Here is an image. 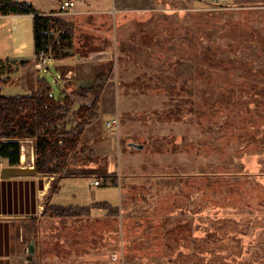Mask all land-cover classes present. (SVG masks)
<instances>
[{
    "label": "rangeland",
    "instance_id": "374dc122",
    "mask_svg": "<svg viewBox=\"0 0 264 264\" xmlns=\"http://www.w3.org/2000/svg\"><path fill=\"white\" fill-rule=\"evenodd\" d=\"M59 1L32 0L46 13L58 9ZM114 1L116 6L112 0H83V8H109L110 14L86 13L72 20L78 38L85 44L90 39L97 50H114L117 40L119 73L111 86L119 98L120 130L107 129V153L89 166L101 172L106 165L123 183L96 188V178L66 180L52 203H107L126 210L131 203L122 207L123 188L130 184L129 195L138 194L139 209L146 203L150 208L140 215L137 211V221L131 216L106 219L107 212L97 208L88 218L28 221L25 249L16 264H29L31 243L35 264H264V0ZM14 22H4L6 41L0 36V47L15 49L11 54L20 57L34 54L33 18L19 19L18 27ZM9 58L0 60L16 62ZM54 65L50 62V70L40 75L60 98L63 88ZM158 73H181L175 91L183 86L192 91L182 93L191 107L182 119L170 114L175 103ZM15 82L2 94L24 95ZM185 175L189 185L180 180ZM164 178L169 179L164 187L175 185L157 198L159 185L146 186ZM174 203L195 208V214L182 224L170 223V239L161 237V222L152 229L145 228L150 220L141 223L170 215ZM30 225L36 227L32 233ZM180 227L192 231L186 242L176 238Z\"/></svg>",
    "mask_w": 264,
    "mask_h": 264
},
{
    "label": "trees",
    "instance_id": "16d2710c",
    "mask_svg": "<svg viewBox=\"0 0 264 264\" xmlns=\"http://www.w3.org/2000/svg\"><path fill=\"white\" fill-rule=\"evenodd\" d=\"M11 14L33 16L34 55L46 51L55 62L72 56L76 38L74 22L53 13L51 15L39 14L27 0H0V16H11ZM165 36L168 39L172 38L170 34ZM88 47L91 48L90 45ZM96 49L91 48L92 51ZM29 63L28 61L0 60V163L5 161L7 167H21V150L27 142H30L35 149L34 164L38 176L56 179L50 190V195L58 193L59 182L65 178H96L103 180L105 185L112 184L118 187L119 177L115 174L88 175L81 173L98 157L92 146L83 143V136L86 130L102 117L101 102L108 84L115 80V64H109L108 71L96 74L91 88L70 92L67 85L63 88V95L60 98L53 94L51 83L44 77L37 79L36 88L29 95H3V88L13 84L14 76L22 68H26ZM202 65L203 63L200 62L198 68L202 67L203 69L204 65ZM61 72V76L56 80L60 84L67 75L65 71ZM199 73H203V70H199ZM158 74L163 85L170 90L169 100L175 103L170 114L182 119L186 112H191L190 100L187 95H191L192 91L185 86L175 91V79H181V73ZM122 84H124L123 86L127 85L125 82ZM182 93L187 95L182 97ZM76 99L83 100L85 103L78 106L77 123L70 127L68 119L73 107L76 106ZM88 100L89 103H86ZM138 136L136 135V137ZM146 142L148 141L145 140L143 143ZM159 142H161L160 138ZM185 177H181L180 180H183V183L190 182L188 175ZM164 181H169V179L164 178ZM49 200L48 197L42 217L88 218L91 217L92 210L95 208L103 209L107 212L106 216L114 220L121 214L119 208H114L107 203L96 204L92 207H63L51 204ZM183 227H180L181 230ZM33 228H36L35 225H30L29 233H32ZM27 232L25 230V237Z\"/></svg>",
    "mask_w": 264,
    "mask_h": 264
},
{
    "label": "crops",
    "instance_id": "0c3cea01",
    "mask_svg": "<svg viewBox=\"0 0 264 264\" xmlns=\"http://www.w3.org/2000/svg\"><path fill=\"white\" fill-rule=\"evenodd\" d=\"M29 3H31L33 6L32 0H27ZM67 1H73L76 4V7L74 9V13L72 15H68V17H73L71 19H68L72 22L75 23V19L79 15H86L89 13H95V14H110V9L105 8V9H97V10H87L83 8L82 5H84L83 0H67ZM113 5L116 6V3L114 0ZM97 2V1H96ZM94 3V1H93ZM100 3H94V5H99ZM35 8V6H34ZM36 9V8H35ZM115 9V8H114ZM36 11L39 14L42 15H51L57 14L56 12L58 11L57 8L51 12H43V11ZM116 13H118L116 11ZM120 13V11H119ZM113 14V13H111ZM115 15V14H114ZM27 17L33 18V16H16L12 15L11 16H0V36L5 40V37H3V30L5 28V21L7 20H15V24L18 27L19 24V19H24ZM75 17V18H74ZM73 19V20H72ZM76 24V23H75ZM77 33V27H76V38H75V50L72 53V56L70 58H67L62 61H52V63H55V67L57 68V71L59 73V77L61 76V71H65L67 73L65 80L62 81L60 84L62 88L67 86V84H72L75 86L74 88H70L69 91L73 90H80V89H89L93 86L94 80L96 77V74L102 73L105 71L109 70V64L117 62L118 61V55H117V40H115V49H101V50H91V48H96L98 45H94L91 43L90 39H86V44L84 43V40H80L78 38ZM19 34V38L22 39L21 35V30H17L16 35ZM18 44L21 43L22 41L17 38ZM89 40V41H88ZM95 43V40L100 41L99 39H92ZM6 41V40H5ZM96 41V42H97ZM77 42V43H76ZM17 44V45H18ZM82 48V46H84ZM88 45L91 46L88 47ZM20 48H17L19 51ZM15 49H2L0 47V58L2 56L4 57H11L9 59L16 61V62H23V61H28L30 62L26 68H22L15 76V83H18L22 87L24 95H29L31 94L35 88H36V82L39 77H42L40 72L37 71L36 66H35V49H34V54H28L20 57L18 54H11L13 53ZM115 73H119L118 71V66L115 65ZM115 82V80L113 81ZM111 82L108 84L106 91L103 95L102 102H101V110H102V117L101 119L88 128L85 132V135L83 136V143L92 146L94 151L99 154V155H104L107 153V151L104 149V139H105V133L107 132L106 128V123L111 121L113 117L116 114H119L118 108H119V98L116 88L114 89L111 84ZM76 106L73 107L70 117H73L77 114V109L78 106L82 103H85L83 100L76 99ZM78 101V102H77ZM89 103V100L86 101V103ZM111 118V119H110ZM69 123V122H68ZM69 126L72 127V124L69 123ZM118 133V132H117ZM22 150V157H21V167H26V168H31L33 167L34 163V148L30 142H27L23 146ZM4 168L7 167L6 162L3 161ZM93 166H87L84 170L81 171V173L88 174V175H97V174H103V175H114L116 174L115 172H111V168H106L105 166H101L100 169L101 172H96L93 171L94 168H91ZM106 168V169H105ZM119 180L121 179V176L118 174ZM72 179H77V178H65L62 179L59 182V188L60 190L58 193L60 194L64 188L62 186L63 182L66 180H72ZM97 180V179H96ZM99 179L98 181H100ZM162 182H156L155 179L151 181L146 187L151 189L154 186L160 187V189L156 190V197L160 198L162 194V190L168 189L170 190L173 188L175 185L172 184L170 187H164L163 184L164 179H162ZM104 184V181L101 180ZM56 182L55 178H49V177H40V176H34V177H20V178H10V179H2L0 178V264H16L18 260L22 258L24 249H25V223L28 221H31L35 218H40L43 215L45 205H47V200L48 197L50 198L49 202L53 204L54 199L57 197L55 194L50 195V190L52 189L53 184ZM123 183V182H122ZM121 183V184H122ZM121 184L119 186H121ZM189 185L190 182L183 183V185ZM102 185V186H103ZM94 187H96L94 185ZM100 188V187H96ZM126 189L123 188L125 191L126 195H122V207L125 202L127 204L128 202L131 203V207H126L120 208L121 214L120 218L123 219L124 216L130 217L131 219L137 221V211L138 215L143 214L144 211L149 210V206L146 205L143 206V209H139V207L136 205V200L138 197V194L135 195H129L130 191V184H127L125 187ZM155 189V187H154ZM58 194V195H59ZM140 196V195H139ZM142 197V196H140ZM134 199L133 201H130L131 199ZM59 199V198H58ZM95 199V198H94ZM126 199V200H123ZM142 199L146 201L148 198L142 197ZM61 200L59 199V202ZM95 201V200H94ZM98 201V200H97ZM175 201V199L173 200ZM93 203V202H92ZM193 203V202H192ZM54 205H59V204H54ZM134 206L137 207V209H134ZM129 210V212H127ZM195 208H189L188 205L186 204L185 206H178V204H173V209L170 212V215L167 216H159V217H154V219L150 218H143L141 223H146L147 220H150L151 225L146 226L145 228L147 229H152L154 225L158 222H161V228L162 231H160L161 237L165 240L170 233L167 234L166 227L170 225V223L173 224V222H184L186 221L189 217L187 215L191 216L195 214L194 212ZM187 212V213H185ZM92 216V215H91ZM106 219L110 218L107 217L106 215L104 216ZM140 217V216H139ZM183 218H186L185 220ZM105 219V218H104ZM164 221V222H163ZM188 221V220H187ZM164 223V224H163ZM171 224V225H172ZM170 225V226H171ZM174 225V224H173ZM141 227V225H140ZM188 228H184V230H181L178 232L176 238L179 240L180 237L187 241L192 235V231ZM182 232V234L180 233ZM174 232L172 233L173 236ZM186 237V238H185ZM141 238V237H140ZM170 239V238H169ZM141 241V239H139ZM167 248L170 247V244L167 242L165 243ZM179 244H177L178 246Z\"/></svg>",
    "mask_w": 264,
    "mask_h": 264
},
{
    "label": "built area",
    "instance_id": "2783aa9c",
    "mask_svg": "<svg viewBox=\"0 0 264 264\" xmlns=\"http://www.w3.org/2000/svg\"><path fill=\"white\" fill-rule=\"evenodd\" d=\"M76 7L75 2L73 1H67V0H60L59 5H58V11L56 12L57 15L59 16H64V15H72L74 13V9ZM53 60L51 59V56L46 52V51H41L39 54L36 55L35 58V66L38 72L40 73H46L47 71L50 70L48 68L49 63L52 62ZM69 123L72 124V126H75L77 123V114L71 118L68 119ZM120 117L119 114H116L111 121L106 123V128L107 129H115L118 133L120 130ZM22 150H24L22 148ZM21 150V151H22ZM23 152V151H22ZM4 169L3 162L0 163V178L2 176V171ZM96 187H101L103 185L102 181H96L94 183ZM114 260H117V256H113Z\"/></svg>",
    "mask_w": 264,
    "mask_h": 264
},
{
    "label": "water",
    "instance_id": "95a60500",
    "mask_svg": "<svg viewBox=\"0 0 264 264\" xmlns=\"http://www.w3.org/2000/svg\"><path fill=\"white\" fill-rule=\"evenodd\" d=\"M132 148L137 149V150H142L144 146H139L136 144H131L130 145ZM34 163H35V149H34ZM33 163V164H34ZM38 176L37 170L35 167V164L31 168H26V167H5L2 171V179H10V178H20V177H34ZM35 255V246L33 243H31L28 246V257L26 258L27 262L29 264H35L33 262V256Z\"/></svg>",
    "mask_w": 264,
    "mask_h": 264
}]
</instances>
